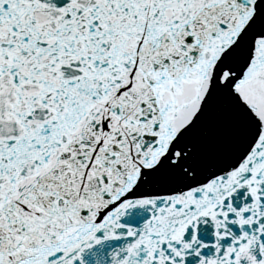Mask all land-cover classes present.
I'll use <instances>...</instances> for the list:
<instances>
[{
    "label": "snow or ice",
    "instance_id": "snow-or-ice-1",
    "mask_svg": "<svg viewBox=\"0 0 264 264\" xmlns=\"http://www.w3.org/2000/svg\"><path fill=\"white\" fill-rule=\"evenodd\" d=\"M0 264H264V0H0Z\"/></svg>",
    "mask_w": 264,
    "mask_h": 264
}]
</instances>
